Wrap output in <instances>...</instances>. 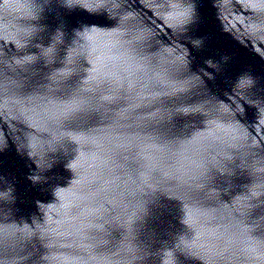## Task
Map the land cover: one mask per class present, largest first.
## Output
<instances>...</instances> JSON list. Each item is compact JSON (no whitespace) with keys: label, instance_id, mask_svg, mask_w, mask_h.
Wrapping results in <instances>:
<instances>
[{"label":"snow or ice","instance_id":"1","mask_svg":"<svg viewBox=\"0 0 264 264\" xmlns=\"http://www.w3.org/2000/svg\"><path fill=\"white\" fill-rule=\"evenodd\" d=\"M2 227H3V226H2V225H0V229H2ZM0 236H2V231H0Z\"/></svg>","mask_w":264,"mask_h":264}]
</instances>
